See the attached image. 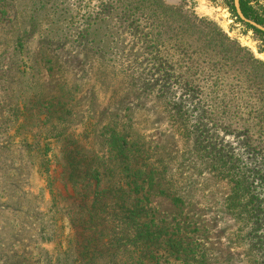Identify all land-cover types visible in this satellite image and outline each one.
<instances>
[{
  "label": "rangeland",
  "instance_id": "obj_1",
  "mask_svg": "<svg viewBox=\"0 0 264 264\" xmlns=\"http://www.w3.org/2000/svg\"><path fill=\"white\" fill-rule=\"evenodd\" d=\"M148 1L0 0V264H264V36Z\"/></svg>",
  "mask_w": 264,
  "mask_h": 264
},
{
  "label": "trees",
  "instance_id": "obj_2",
  "mask_svg": "<svg viewBox=\"0 0 264 264\" xmlns=\"http://www.w3.org/2000/svg\"><path fill=\"white\" fill-rule=\"evenodd\" d=\"M141 1L144 3L146 2V0H138L139 3ZM232 1H234V0H231V2ZM253 1L254 0H239L241 12L245 18L253 20L260 25H264V17L260 16L259 12H257V10H255V8L252 4ZM148 3H150V0L148 1ZM153 4L155 5L156 3L153 2L152 5ZM155 7H158V9H161V6L159 5V3L156 4ZM129 9L131 10V7H129ZM231 9L236 13L235 7L233 5L231 6ZM236 16H238V15H236ZM253 29H255V28H253ZM255 30L264 36V33L258 31L257 29H255ZM251 59L253 60V62L255 64L260 65L261 67L264 65L262 61L256 59L254 56H252ZM254 85L258 89V92L260 91V95L256 96V94H250L247 96V98L249 100H252V99H254L255 101L258 100V102L261 103L264 101V75H262V80L260 78L259 80H257V82L254 83ZM235 91H237V90H235ZM261 93H263V94H261ZM255 111H256V114H258V120H262V118L259 114L260 112H258L257 110H255Z\"/></svg>",
  "mask_w": 264,
  "mask_h": 264
},
{
  "label": "water",
  "instance_id": "obj_3",
  "mask_svg": "<svg viewBox=\"0 0 264 264\" xmlns=\"http://www.w3.org/2000/svg\"><path fill=\"white\" fill-rule=\"evenodd\" d=\"M235 7H236V11H237V14L239 15V17L241 18V20H243L244 22L252 25L253 27L257 28L258 30H261L262 32H264V27L257 24L256 22L252 21V20H249L247 18H245L241 12V9H240V4H239V0H235Z\"/></svg>",
  "mask_w": 264,
  "mask_h": 264
}]
</instances>
